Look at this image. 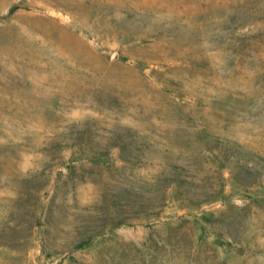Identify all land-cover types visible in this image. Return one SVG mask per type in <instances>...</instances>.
Masks as SVG:
<instances>
[{
  "label": "rangeland",
  "instance_id": "rangeland-1",
  "mask_svg": "<svg viewBox=\"0 0 264 264\" xmlns=\"http://www.w3.org/2000/svg\"><path fill=\"white\" fill-rule=\"evenodd\" d=\"M0 264H264V0H0Z\"/></svg>",
  "mask_w": 264,
  "mask_h": 264
}]
</instances>
